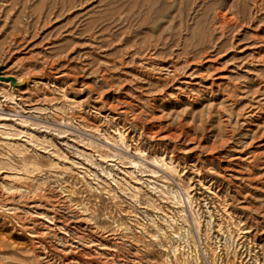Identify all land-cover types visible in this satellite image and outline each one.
<instances>
[{"label":"rangeland","instance_id":"obj_1","mask_svg":"<svg viewBox=\"0 0 264 264\" xmlns=\"http://www.w3.org/2000/svg\"><path fill=\"white\" fill-rule=\"evenodd\" d=\"M0 68V264H264V0H0Z\"/></svg>","mask_w":264,"mask_h":264},{"label":"bare ground","instance_id":"obj_2","mask_svg":"<svg viewBox=\"0 0 264 264\" xmlns=\"http://www.w3.org/2000/svg\"><path fill=\"white\" fill-rule=\"evenodd\" d=\"M177 69V68H176ZM167 70V69H166ZM2 71V70H1ZM170 71V70H169ZM177 71H179V70H177ZM177 71L176 70H172V73H171V75H172V81H173V79H175V78H177V75H179V74H177ZM181 71H179L178 73H180ZM168 74V73H167ZM1 75V74H0ZM170 75V74H169ZM3 76V75H2ZM179 77V76H178ZM165 78V77H164ZM170 81V80H169ZM174 82H175V80H174ZM7 83V82H6ZM168 83V82H167ZM173 83V82H172ZM178 84V83H177ZM176 84V85H177ZM180 84V83H179ZM173 85V84H172ZM182 85V84H181ZM179 86V85H178ZM126 111V110H125ZM121 133V132H120Z\"/></svg>","mask_w":264,"mask_h":264},{"label":"water","instance_id":"obj_3","mask_svg":"<svg viewBox=\"0 0 264 264\" xmlns=\"http://www.w3.org/2000/svg\"><path fill=\"white\" fill-rule=\"evenodd\" d=\"M0 70H1V68H0ZM0 80H9L10 83H11L12 85H16V84H18V83L14 80L13 77H4V76L0 75Z\"/></svg>","mask_w":264,"mask_h":264}]
</instances>
